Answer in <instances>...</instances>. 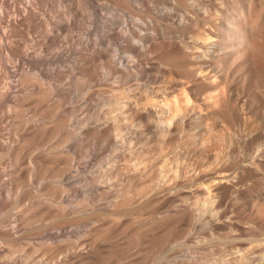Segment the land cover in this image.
<instances>
[{
    "label": "bare ground",
    "instance_id": "1",
    "mask_svg": "<svg viewBox=\"0 0 264 264\" xmlns=\"http://www.w3.org/2000/svg\"><path fill=\"white\" fill-rule=\"evenodd\" d=\"M0 2V85L3 84L5 77L14 80L18 75L19 70H30L32 66H35L37 59L34 56V53L36 51L42 48V50H49L52 45H55L56 43H60L63 45L66 44L63 38L54 37L49 34L47 31L48 28L60 31L61 33H63V35L69 36L70 42L72 43H70L71 45L80 44L81 47L78 45L80 47L78 49L80 52L78 51L79 71L77 72L79 75L77 80L82 84L97 81L102 75L106 76L108 80H111L117 73H120L119 77L130 78V80L134 78L144 81L142 84L138 83L142 85L141 89L143 90V92L140 90L129 92L128 90L130 99H126V101L128 100L127 102H123L121 100L122 98L120 100L118 98L119 96H121V92L126 91L123 89H126V87H128L130 84L126 85L125 88H122L123 91L119 92L117 90L116 93L114 91V93L117 95L112 94L113 96H108L105 99L104 104L111 111L115 110V114L116 110H119L117 112L124 111L127 113H125L126 115H122V122L118 123V126H113L111 123H108V125L104 128H101L99 126H85L80 130L78 136H74L73 132L68 130V120L63 115L64 113H62L63 110L61 109V103L58 101L59 99H56L57 101L54 103L52 102L53 104L49 103V100L52 97L56 96L57 98H60L62 96H65V93L55 85H51L48 88H45L44 84L46 81L44 77L46 76V74L35 73L36 76H34V83L32 85L33 87L27 93H24L22 88H18V85H14L9 82V84L7 83L8 86H5V84L3 85L4 90L0 91V111H3L4 109L1 118H7L10 121H14V125H10L12 126L10 130L0 129V167L5 161L12 162V168L9 171V180L6 181L5 184H2V186H0V193L2 195L4 190L17 193L19 190H22L25 185L23 166L21 161V155L24 150L26 148H38L40 146L42 147L43 145L50 143V145L46 149H43L45 151H43L41 154L38 153L39 155L36 156L33 166L30 167V170H33L36 173L35 178L37 180L43 181V183L40 182L42 183V187H39V192H36L32 195V203L29 202L30 205L26 206L23 209V212H21L20 214L19 219L21 220V225L23 226L22 230H25L28 225L34 221L63 218L62 215L64 214V211L62 212L60 210L61 207L59 208L58 206L61 204H55L57 205V208L54 207L55 205L53 206L51 203H45L44 200L42 201V198H49L52 200H57L58 198H60L62 188L56 184V181L58 182V178L61 177L68 168L73 166V162L76 160V158L74 157L79 146L98 144L102 141L107 140L112 141L114 130L116 132L117 129L124 131L125 129H132L134 127L138 128V131L141 135H144L146 133L151 134L154 138H156L158 150L159 152H161L160 156H162V153H164L162 152V150L165 148L164 146L166 144L171 146L173 144L174 146L175 142H180L184 145V149L181 151H177L170 159L171 166H169L167 173L165 172L166 174L164 173V170L168 167L164 168V166L163 170L161 165V169H159L160 174L158 175L157 185L158 187L162 186L163 190H166L167 192H165L168 195L178 192H186L187 188H185V179L183 178V182H179L183 177V173L181 175L179 172L182 171L184 162L187 161L186 154L188 156V153L190 152H194L193 154H201L208 151L210 149L209 146L213 138L217 139L222 134L225 135L224 133L230 132V130H235V133L237 132L236 129H241L242 127L244 128V131L246 130L247 134L245 135L247 137L242 138L240 141L237 139L239 141V146L245 147L249 151H251L256 150L257 147L259 148L262 145L260 144V142L264 136V0H59V4L65 7V9L63 7L64 10L61 8L52 9L47 0H0ZM5 4L12 7L11 12L7 6L6 8H8L9 11L4 9ZM98 7H100L102 11L106 10L112 12V15L103 17L104 20L100 19ZM54 11L56 12V14L53 13ZM85 11L91 12L93 20L92 23L93 26L95 25L94 29L96 32V37H93L92 32L94 30L92 29L89 30V33L85 39H81L80 37H76V34L72 35L71 32L80 26L79 23L82 20L83 16L85 17ZM120 26H122L121 30L119 29ZM39 28H42L46 33H48L47 40L42 43H35L33 46H30V44L28 45V41L24 39L25 34L30 31H37L39 30ZM11 36H19L22 38V40L18 43V45L8 43L9 41H6V39ZM31 47L33 50H30ZM63 47L65 48V46ZM103 47H108L111 49H115L116 51L129 53L131 56H143L145 57V59H149V55L152 54L156 66V68L154 69H157L158 72L156 74H150L147 72V68L144 65L131 63L132 59H126L123 56L120 60V64L124 65V67H122L116 62L110 60L109 57L102 52ZM83 50H92L95 52V54L87 55ZM59 52V50L58 52L56 51L57 54ZM7 54H10V56H8ZM53 54L55 53L53 52ZM56 56H53V58ZM12 58H14L15 61H12ZM49 72H51L50 74H52L53 71H48V73ZM59 73L55 74L58 78L61 77V74ZM134 84H132V86H134ZM136 88L138 89V87ZM118 92L120 94H118ZM122 96L125 97L124 92ZM125 98L123 100H125ZM121 101L124 104H120ZM28 104H34L36 106V119H34L33 123H30L29 119L22 118V113L25 110L26 105ZM109 109H107L108 112L110 111ZM113 113L114 111L112 112V115ZM121 113H119L118 117H120ZM109 116L111 117V115ZM113 117H116L115 120L118 118L117 116ZM106 119L107 118H105V121ZM119 120L120 118H118V121ZM0 124L3 125L2 121ZM240 132H242V130H240ZM230 133H227L228 136H232ZM118 134L120 136V133ZM121 134L123 135V133ZM235 134L237 136L238 132ZM122 135V138L125 137ZM73 139H76V141L74 143H70V141H72ZM125 141L123 140V143ZM130 142L132 141L130 140L129 143ZM233 142L232 145H234ZM181 144H179V146ZM181 146L180 149L182 148ZM233 147L231 146V148ZM115 148L117 147L115 146ZM177 148L179 149V147ZM126 150L128 151L127 148ZM167 150L169 151L170 149L168 148ZM257 150L258 153L255 154V156L253 155L254 158H251L252 160L249 158V163H251L253 166H249L246 162V165L242 166V168L240 167V170L236 168L237 171L230 167H227L223 170L213 169L214 171L210 168L211 172L205 173L209 171L205 170L204 173L192 177L191 180L189 179L190 184L194 185V189L192 188L193 191H190L203 197L201 199L199 198L200 196H197L198 198L196 197L198 199V202H201L199 201V199L202 200V207L207 206V204L211 203V206L217 209L222 204L221 197L231 191L237 192L240 196L247 193L251 194L252 188L250 189L248 187L246 188V190L243 186L246 180H248L252 176L258 175L264 177V146L262 149ZM163 151H165V149ZM168 151L166 152L168 153ZM240 151L243 152L242 149ZM167 153L166 155H168ZM141 155L143 154L141 153ZM249 155L252 156V154ZM163 157H165V155ZM131 158L129 160V165L130 161H132ZM169 158L170 157L168 155V159ZM230 158L228 160L229 163L232 161V159ZM167 160L164 161L165 164H162L166 165ZM120 161L121 160H119V162ZM146 162L147 161L145 160V164ZM168 162L169 160L167 161V163ZM143 165L141 166L144 169ZM148 165H146L147 168H149ZM167 165H169V163ZM136 166L135 169H140V166ZM192 168H194V166H191V170ZM196 168H194V170ZM149 170H143L144 172H142L141 177L146 176ZM188 171H190V169ZM135 173L139 174V172L136 171ZM193 173L190 176H192ZM111 175L112 172L110 173V176ZM178 175H181V178H179ZM149 176L150 174L148 175V177ZM177 178L179 180H177ZM170 179H173V183L172 181H169L170 183L165 182ZM174 179L176 180L175 182ZM105 181L107 183L108 180H104V182ZM30 184L32 183L30 182ZM163 184L166 185L164 186ZM261 188L263 189L264 194V180L261 181ZM122 193L120 192V196ZM260 193H262V191ZM23 194L24 192L22 193V195ZM117 195L118 194H116V196ZM124 195L122 197L125 198ZM157 196H159V194H157ZM233 196L236 197V195ZM1 199L2 198H0V208L4 205V199ZM252 200L255 199L252 198ZM16 201L18 200L16 199ZM154 203L156 202L154 201ZM179 203L182 204V202ZM195 203H193L192 205L196 206ZM227 205L228 202L226 203V206ZM193 206H191V209L193 208ZM201 206L197 205V208ZM202 207L201 209L204 208ZM183 208L185 209V207ZM213 208L210 210H212L211 212L214 213V216L215 212H213ZM206 209L208 208L206 207ZM222 209L220 214L219 212H216L219 218H221L220 216L223 214ZM2 210L4 211L3 208ZM174 210H176V208ZM199 210L200 208L198 209V211ZM70 212H72V210ZM204 212L207 213V211ZM0 213H2L1 210ZM105 213L107 214V212ZM175 213L176 212H174V214L171 216H167L166 218H164L166 214H164V217L161 216L163 219H160L157 222V226L154 231L149 232L148 238L145 237V247H161L164 244H170V247H172L175 236H177L175 235L176 224L181 215L180 212L176 214ZM208 213L207 215L210 214ZM202 214L205 215L203 212ZM97 215H101V212H97ZM107 215L109 216L110 214ZM204 217H206V215ZM119 218L120 217H117L115 219L118 220ZM67 219L69 218L67 217ZM220 220L221 219H219V221ZM155 221L157 220L155 219ZM205 221L207 222V220H203V222ZM218 223H222V225H230L231 227H233L237 232L236 237L243 240L247 245V247L245 246L244 249L239 246V243V245L237 244L236 246L242 248L243 251L245 250L246 253L258 252L260 260L259 263L264 264V197L261 198L257 203L253 204V208L251 210V213L247 216V219L242 215V211H239V215H236L234 219H223ZM230 230L229 232L231 233ZM36 231H39V229H37ZM27 232L28 231H26V233ZM108 233L109 232L107 230H98L97 235L99 237H104L108 235ZM234 234L236 235V233ZM14 237L15 233L13 232V230L5 228L0 222V239L10 242V240H12ZM228 239H230L229 236ZM52 244L54 243L52 242ZM240 248L238 250H240ZM5 249L0 248V264H7L4 261L5 257H3V255L6 253ZM120 250V245L117 244L107 250L97 248L93 252L81 255L77 260H68L65 264H108L110 261H113V259L117 255H119ZM212 251L214 252L215 250ZM245 252L242 254L239 253V255L233 257L230 261H225L226 263H223L252 264L249 259L247 260V258H245L247 257V255H250V253L246 254ZM199 253H193L192 255H190L187 264H199V261L204 258L205 260L203 263L201 262L202 264H214V260L210 261L209 258L206 259V257L201 256ZM7 254L9 255L10 253L8 252ZM10 255H12V253ZM164 256H166V254ZM219 257L220 256H218V258ZM226 259L229 260L228 258ZM44 260L45 259H43V261ZM222 260H224V258ZM216 262H218V259Z\"/></svg>",
    "mask_w": 264,
    "mask_h": 264
},
{
    "label": "rangeland",
    "instance_id": "2",
    "mask_svg": "<svg viewBox=\"0 0 264 264\" xmlns=\"http://www.w3.org/2000/svg\"><path fill=\"white\" fill-rule=\"evenodd\" d=\"M23 1H26V0H23ZM30 1H32V0H30ZM47 2L49 3V5H51L52 9H59V8L63 9V7H64L63 5L59 4L60 3L59 0H47ZM0 6H1V2H0ZM6 6L9 8V10L11 12L12 7L5 4L4 9H6V10H8V8H6ZM64 9H65V7H64ZM98 9H99L100 19H102V20H104L103 17H108V16L112 15V12H109L106 10L102 11V9L100 7H98ZM55 11L53 12L54 14H56ZM92 22H93V20H92L91 12L85 11V17L83 16L82 20L80 21V23H79L80 26L77 29L73 30L71 32V34L72 35L76 34L75 35L76 37H80L81 39H85L89 33V30L93 29L94 31L92 32V35H93V37H96L95 36L96 32L94 29L95 25L93 26ZM82 25H84V26H82ZM121 27L122 26H120V28H119L120 30L122 29ZM47 31L49 34H51L54 37L63 38L65 40L66 44L63 45L60 43H56L55 45H52V47L49 50H45V49L42 50L43 49L42 48V49L36 51L34 53V56L37 59V60L35 59L36 60L35 66H32V68H30V70H19L18 75L15 77L14 80L11 78L5 77L3 84L0 85L2 87V89L0 87V89H1L0 91L4 90L3 89L4 84H5V86L6 85L8 86V84L11 83L14 85H18V88H22L24 93H27L33 87L32 85L34 83V76H36V74H39V73L46 74V76L44 77L45 81H46L44 84V87L48 88L51 85H55L57 88L63 90V92L65 93V96H62L60 98H57L56 96L52 97L49 100V103L53 104L54 102H56L59 99L58 101L61 103V109L63 110L62 113H64L63 115L68 120V126H69L68 130L72 131L74 136L75 135L78 136L80 130L82 128H84L85 126H90V127L99 126L101 128H104L108 125V123H111L113 126L114 125L118 126V123L122 122L121 121V118H123L122 115H124L126 112H124V111L117 112L119 110H116V114H115V110H113L114 113L112 115L113 111H111L104 104L105 99L108 96H113L112 94L117 95V94H115L117 92V90L119 92L126 90V91H123L126 98L122 96L123 92H121V96H119L118 99L120 100L122 98L121 100L123 102L124 101L127 102L128 100L126 101V99H130L129 92H134L135 90H140L143 92V90L141 89L142 88L141 84L144 81L143 80H137L134 78L132 80H130V78L119 77L120 73H117L113 76V78L111 80H108L106 76L102 75L97 81L87 83V84H82L81 82H79L77 80L78 75H79L77 71H79V69H78V53L80 51L78 49L81 47L80 44L71 45L72 43L70 42L69 36L63 35V33H61L60 31L52 30L50 28H48ZM73 32H74V34H73ZM48 33H46L42 28H39V30H37V31L27 32L25 34L24 39L28 41V45L30 44V46H33L35 43L45 42L47 40V34ZM55 34L58 36H56ZM13 37H15V36H11V37L7 38L6 41H9L8 43L18 45V43L22 40V38L19 36L18 37L16 36L15 38H13ZM40 37L42 40L40 39ZM56 45H57V47H56ZM60 45H62V46H60ZM63 46H65V48ZM56 48L60 51L58 54L56 53V51L58 52V50ZM60 48H61V50H60ZM66 48H67L68 52H67ZM30 50H33L32 47L30 48ZM45 51H46V54H45ZM52 51L55 54H53ZM83 51L86 52L87 55H94L95 54V52L92 50H83ZM102 52L105 55H107L110 60L116 62L118 65H120L122 67H124V65L120 64V60H121V57L123 56L126 59L127 58L132 59L131 63L144 65L147 68V72L150 74H156L158 72L157 69H154V68H156V66H155V62H154L155 60L153 59L154 57L152 54L149 55V59L148 58L145 59V57H143V56L142 57L131 56L129 53L116 51L115 49H111L108 47H103ZM70 53H72V54H70ZM37 54H39V55H37ZM128 54H129V56H128ZM52 55L53 56L57 55L58 57L56 56L53 58ZM8 56H10V54ZM45 56H46V58H45ZM40 58H41V60H40ZM55 58H56V60H55ZM13 60L15 61L14 58H12V61ZM141 62H143V63H141ZM148 65H149V68H148ZM55 69H56V71H55ZM48 71H53V72H52V74H50L51 72L48 73ZM56 73L61 74V77H59V78L56 77V75H55ZM23 74H24V76H23ZM64 78L65 79L67 78V79L65 80ZM9 79H10V81H9ZM136 81H138V82H136ZM134 83L135 84L137 83V84L135 85ZM138 83H141V84H138ZM132 84H134V86H132ZM45 85L46 86L48 85V86L46 87ZM126 85H129V86L126 87ZM125 87H126V89L122 90V88H125ZM136 87H138V89ZM128 90H129V92H128ZM114 91H115V93H114ZM119 92H118V94H120ZM126 93H127V96H126ZM61 98H62V100H61ZM63 98H64V100H63ZM124 98H125V100H123ZM122 101H121V103L120 102L119 103L124 104ZM35 107L36 106L34 104L26 105L25 110L22 113L23 114L22 118L29 119L30 123H33L34 119H36V113H37V110ZM107 109H109L110 111L108 112ZM3 111H4V109H3ZM3 111H0V113H1L0 114V120L2 121V124H3V125L0 124V129L10 130V128L14 125V121H10L7 118H5V119L1 118ZM119 113H121L120 117H118ZM109 115H111L112 119ZM113 116H117L118 118H120V120L118 121V118L115 120L116 117H113ZM105 118H107L108 120L110 119V120L108 121L106 119V121H105ZM1 121H0V123H1ZM10 125H12V126H10ZM128 129H130V130H128ZM128 129H125L124 131L117 129V132L114 130L115 132L113 131V140L112 141L107 140V141H102L98 144L79 146L78 150L76 152V155L74 157V158H76V160L74 159L75 161L73 162L74 167L72 166V167L68 168L66 170V172L61 177L58 178V182L56 181V184L62 188L60 198H58L57 200H52L49 198H42V201L44 200L45 203H51L53 206L55 204H57V205L61 204L58 206H59V208L61 207L60 210L62 212L64 211L63 212L64 214L62 215L63 218L44 219V220L34 221V222L30 223L25 230H22L23 226L21 225V220L19 219L20 214H21V212H23V209L26 206H28V205H30V203H32L31 202V201H33L32 195L36 192L37 193L39 192V189L42 187L41 184L43 183V181L37 180L35 178L36 173L33 170H30V167L33 166V163H34L36 156L41 154L43 151H45L43 149H46L50 145V143H47V144L43 145L42 147L40 146L38 148H26L24 150V152L21 155V161H22L23 173H24V179H25V185H24L25 188L23 187L22 190H19L18 191L19 193L18 192L13 193V192H10L7 190L3 191V195L0 193V198L4 199L3 200L4 205L0 208V210L2 212V213H0V222L3 224V226L5 228L11 229L15 233V237L12 240H10V242L4 241L3 239H0V248L1 249H5V248L8 249V251H7V249H5L6 253L3 255V257H5L4 261L7 264H29V263L30 264H59V263L65 264L68 260L69 261L77 260L81 255L87 254L89 252H93L97 248L107 250L116 244L120 245V248H121L120 253H119V255H117L113 259V261H110L108 264H115V263L116 264H131V263H137V264H177V263L178 264H187L190 255H192L193 253H199V252H200L199 254L201 256L206 257V259L209 258L210 261L214 260L213 261L214 264L215 263L216 264H225L226 262L230 261L233 257L239 255V253L242 254L245 252V250L243 251L242 248L244 249L245 246L247 247V245L243 240L236 237L237 232L234 230V228L231 227L230 225H222V223H218V222H220L223 219H225V220L234 219L236 217V215L237 216L239 215V211H242V215L244 217H246V219H247V216L251 213V210L253 208V204L257 203L261 198L264 197L263 189L261 188V181L264 180V177L258 175V176H252L248 180H246V182L243 186L245 187V189L248 187L250 189L252 188L251 194L247 193V194L240 196V195H238L237 192L231 191L228 194L222 196L221 197L222 204H221V206L218 207L219 209L213 208L211 206V203L207 204V206H203L205 208L204 209L201 206L202 200H200L203 197L192 192L193 191L192 188L194 189V185L190 184L189 181L191 180L192 177L197 176L198 174L204 173L205 170H207V171L209 170L208 172H205V173H209L213 169L214 170H223L227 167H230V168L235 169L237 171L236 168H238V170H240V167L242 168V166H245L246 162L248 163L249 166H253L251 163H249L250 159L251 158L253 159L254 158L253 155L255 156V154L258 153L257 149L263 148L264 136L261 140L262 143L260 142V144H262L261 145L262 147L260 146L259 148L257 147L256 150L249 151L247 148L239 146V141L242 138L247 137L245 135V134H247L246 130L244 131V128L241 127V129L240 128L236 129L238 134H239V135L237 134V136L235 134L237 132L234 133L235 130H230L231 133L230 132L224 133L226 135V137H225V135L222 134L221 135L222 137L220 136L217 139L213 138V140L211 141L210 146H209L210 149L204 153L193 154L194 152H192V153L190 152V153H188V156L186 154L187 161L184 162V165L182 167V171L179 172L181 175L183 173V175H182L183 177L181 178L180 177L181 175H178V177L181 178L180 179L181 181H179V182H183L182 179L183 178L185 179V181H186V187L185 188H187L189 190L186 189V192H178L175 194H169L168 195L166 193L167 191L165 190L166 191L165 192L163 190L162 186H159L161 189L160 190L158 185H157L158 184V175L160 174L159 169H161V167H160L161 165H162V168L164 166H165L164 168L168 167L165 169L166 171L163 168L164 173L165 172L167 173L169 166H171L170 165L171 164L170 159L172 158V156H174V154L177 151L183 150L184 145L181 144L180 142H175L174 146H173V144H172V146L166 144L164 146L165 148L163 147L165 149V151H163L164 150L163 149L162 152H164V153H162V156H160L161 152H159V150H158L156 138H154L149 133L141 135L138 131V128L133 127L132 129L131 128H128ZM126 130H128V131H126ZM240 130H242V132H240ZM232 131H233V134H235V135L232 134ZM136 132H137V134H136ZM118 133H120V136ZM121 133H123V135ZM130 133H131V136H130ZM227 133H230L232 136H228ZM241 133H242V135H241ZM121 135L125 136V137H123L124 139L121 137ZM125 138H127V139H125ZM147 138H149V139H147ZM232 139L234 142L232 141ZM123 140L124 141L126 140V141L123 143ZM127 140H128V142H127ZM130 140L132 142L129 143ZM75 141H76V139H73L72 141H70V143H72V142L74 143ZM232 142L234 143L235 146L232 145ZM127 143H129V144H127ZM123 144H125V145H123ZM179 144L182 145V146L180 145L182 147L181 149H180ZM236 145H238V146H236ZM115 146L117 148H115ZM231 146L232 147L234 146V147L231 148ZM177 147H179L180 150ZM126 148L128 149V151L126 150ZM168 148L170 149L169 151L167 150ZM238 148H239V150H238ZM241 149L243 150V152L240 151ZM143 150H145V151H143ZM244 150H246V151H244ZM166 151H168V153ZM125 152H126L127 156H126ZM138 152L140 155L138 154ZM140 152L143 155H141ZM78 153H79V155H78ZM166 153L169 155V157H170L169 159H168V155H166ZM170 154H171V156H170ZM228 154L229 155L231 154V155L229 156ZM249 154H252V156H250ZM164 155H165V157H163ZM124 156H125V158H124ZM247 156H249V157H247ZM31 157H33V158H31ZM141 157H142V159H141ZM193 157H194V159H193ZM130 158L132 160V161H130L131 166L129 165ZM138 158H140V159H138ZM191 158L193 159V161ZM229 158L232 159V161L230 160L231 161L230 163L228 161ZM143 159H145L147 162H149V161L150 162L149 163L146 162V164H145V160H143ZM162 159L163 160L168 159L169 165H167L168 160L166 161L167 166L164 165L165 160L163 161ZM247 159H248V161H247ZM119 160H121L122 162L121 161L119 162ZM158 160H159V162H158ZM244 160H245V162H244ZM125 161H126V163H125ZM140 161L145 165H143ZM151 161H153V162H151ZM162 163H164V164H162ZM188 163H189V165H188ZM85 164H86V166H85ZM232 164L235 166H233ZM2 165L0 167V169H1L0 170V186H2V184H5V182L9 180V177H10L9 171L12 168V162L5 161V162H3ZM136 165L138 167L140 166V169L142 167L141 165H143L144 169L142 167L141 172H140V169L137 168L138 169V171H137V169H135ZM146 165H148L149 168H147ZM190 165L192 167L194 166V168H196V167L197 168L195 170H194V168H192V170H191ZM145 166H146V168H145ZM76 167H78V168H76ZM127 168H128V170H127ZM199 168H200V171H199ZM210 168H211V170H210ZM112 169H115V170H112ZM149 169H151V170H149ZM154 169H156V170H154ZM189 169H190V171H188ZM130 170H131V173H130ZM143 170H149V171H148V174L146 176L141 177L142 172H144ZM135 171L139 172V174L135 173ZM33 172H34V174H33ZM111 172H112V175H111L112 177L110 176ZM117 172H118V174H117ZM188 172H189V174H188ZM191 172L193 173L192 176H190L192 174ZM260 172H262V171H260ZM113 174H114V176H113ZM149 174H150V176L148 177ZM64 175H66V176H64ZM186 176H188V177H186ZM128 177H129V179H128ZM69 179H71V180H69ZM104 180H108L107 183H106V181L104 182ZM177 180H179V179L177 178ZM169 181H172V183H173V179L172 180L170 179V180L165 181V182L168 183ZM175 181L176 180L174 179V182ZM30 182L32 184H30ZM40 182H42V183H40ZM91 182H92V184H91ZM165 182H163V183H165ZM248 182H250V183H248ZM124 183H126V184H124ZM154 185H155V187H154ZM163 185L165 186L166 184H163ZM190 186H191V188H190ZM157 187H158V189H157ZM116 189L118 192L116 191ZM190 190H192V191H190ZM260 190L262 191V193H260L261 192ZM157 191H160V192H157ZM256 191H258V192H256ZM23 192H24V194L22 195ZM101 192H102V194H101ZM120 192L121 193L123 192L121 194V196H120ZM10 193H12V194H10ZM124 193H125V195H124ZM163 193H164V195H163ZM116 194H118V195L116 196ZM157 194H159V196H157ZM257 194H259V195H257ZM7 195L9 196V199H8ZM123 195L125 196V198L122 197ZM233 195H236V197ZM250 195H251V197H250ZM6 196H7V198H6ZM197 196L198 197L200 196L199 201H201V202H198ZM257 196H258V199H257ZM259 196H260V199H259ZM261 196H263V197H261ZM154 197H156V198H154ZM252 198L255 200H252ZM16 199L18 201H16ZM100 199H102V200H100ZM185 199H187V200H185ZM64 200H65V202H64ZM6 201H8V202H6ZM154 201L156 203H154ZM186 201H187V203H186ZM101 202H102V204H101ZM104 202H106L107 204ZM115 202H117V203H115ZM147 202H148V204H147ZM179 202H182V204ZM227 202H228V205L226 206ZM114 203H115V205H114ZM193 203H195L196 206H193L192 205ZM57 205H55L54 207H57ZM132 205L134 206V208ZM197 205L201 206L203 209H201V207L197 208ZM129 206H130V208H129ZM191 206H193L195 212L193 211V208L191 209ZM183 207H185V209ZM206 207L208 209H206ZM211 207L213 208V212H215L216 216L215 215L213 216L214 213L211 212L212 211V210H210V209H212ZM2 208L4 209L5 212L2 210ZM131 208H132V211H131ZM175 208L177 211L174 210ZM199 208H200V210L198 211ZM126 209H128V210H126ZM154 209H156V210H154ZM221 209H222L223 214L220 216L221 218H219L218 214L216 212H219V214H220ZM71 210H72V212H70ZM203 210L207 211V213L209 212L210 214L208 213L209 215H207V213L204 212ZM216 210H218V211H216ZM224 210H226V211H224ZM119 211H121V212H119ZM97 212H101V215H97ZM105 212H107V214H110V215L108 216ZM111 212H113V213H111ZM174 212H176V213L180 212L181 215H180V218L178 219L177 224H176L175 235H177V236H175V240L172 243V247H170L171 246L170 244H168V245L164 244L161 247H145L144 246L146 244V242H144L146 240L145 237L148 238L149 232L154 231V229L157 226V222L160 219L161 220L163 219L162 217H164V214H166L164 217V218H166L167 216L173 215ZM202 212L206 215V217H204L205 215H203ZM195 213H196V215H195ZM111 214H113V215H111ZM157 214H158V216H157ZM231 214H233V215H231ZM198 215H200V216H198ZM114 216L120 217L119 218L120 220L115 219L117 217H114ZM152 216H153V218H152ZM159 216H160V218H159ZM67 217L69 219H67ZM105 217H107V218H105ZM110 217H112V218H110ZM199 217H200V219H199ZM212 217H214V218L216 217L215 220ZM228 218H230V219H228ZM9 219H11V220H9ZM155 219L157 221H155ZM219 219H221V220L219 221ZM201 220H202V222H201ZM203 220H207V222L206 221L203 222ZM59 223H60V225H59ZM192 226H193V228H192ZM18 227H20V228H18ZM18 229H19V231H18ZM37 229H39V231H36ZM52 229H53V231H52ZM230 229H232L234 231H232ZM30 230H31V233H30ZM98 230L99 231L107 230L109 233H108V235H106L104 237H99L97 235ZM191 230L192 231L194 230V231L192 232ZM229 230L231 231V233L229 232ZM26 231H28V232L26 233ZM24 232H25V235H24ZM223 232H225V233H223ZM234 233H236V235ZM50 234H52V235H50ZM21 235H24V236H21ZM226 235H228L230 239H228V236H226ZM16 237H17V239H16ZM232 237H234V238H232ZM52 240H54V241H52ZM238 240H240V241H238ZM100 241H101V243H100ZM223 241H224V243L226 241V243L224 244ZM52 242L54 244H52ZM113 242H115V243H113ZM228 243L229 244L231 243V244L229 245ZM2 244H4L5 246ZM85 244H86V246H85ZM237 244L240 247H242V248H240L238 246L240 248V250H242V251L238 250L239 248L236 246ZM190 246H191V248H190ZM231 246L233 249L231 248ZM207 248H208V250H207ZM210 248L212 250H215V251L213 252ZM79 249H80V254H79ZM92 249H94V250H92ZM234 249H235V251H234ZM223 251H224V253H223ZM8 252L10 254L12 253V255L9 254L10 257L7 254ZM73 252L74 253L76 252V253L74 254ZM247 253L248 254L250 253V255H247V257H245V258H247V260L249 259V261L252 264H260L258 252H247ZM163 254L164 255L166 254L167 258ZM218 256H220V257L218 258ZM256 256H258V257H256ZM6 257L8 258V260ZM12 258L15 260H13ZM68 258H70V259H68ZM118 258H119V260H118ZM120 258H122V259H120ZM157 258H158V260H157ZM212 258H214V259H212ZM223 258H224V260H222ZM226 258H228L229 260H227ZM43 259H45V260L43 261ZM217 259H218V262H216ZM201 260L199 261V264L201 262L203 263L205 258L201 259ZM221 261H222V263H221ZM8 262H10V263H8ZM223 262H225V263H223Z\"/></svg>",
    "mask_w": 264,
    "mask_h": 264
}]
</instances>
